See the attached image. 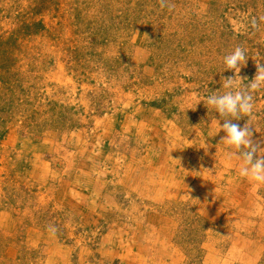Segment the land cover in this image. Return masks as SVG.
<instances>
[{"label":"rangeland","instance_id":"obj_1","mask_svg":"<svg viewBox=\"0 0 264 264\" xmlns=\"http://www.w3.org/2000/svg\"><path fill=\"white\" fill-rule=\"evenodd\" d=\"M262 17L264 0H0V264H264V185L204 103L236 46L242 84L264 65ZM252 95L233 122L259 143Z\"/></svg>","mask_w":264,"mask_h":264},{"label":"clouds","instance_id":"obj_2","mask_svg":"<svg viewBox=\"0 0 264 264\" xmlns=\"http://www.w3.org/2000/svg\"><path fill=\"white\" fill-rule=\"evenodd\" d=\"M245 60V49L240 46H236L222 58L224 67L221 71L231 70L232 76L222 78L221 86L225 89L222 94L216 92L209 94L205 97L204 103L218 114L219 120L223 121L220 124L219 120L214 118L216 134L223 131L224 135L219 143L227 146L228 159L234 158L238 162V176L258 189L264 185V147H261L264 141L259 143L253 141V131L249 130V126L252 125L247 121L242 127L233 121L252 116L255 108L252 93L264 87V65L257 66L254 78L244 85L242 84L244 79L237 74ZM49 231L54 234L56 229L54 226H49Z\"/></svg>","mask_w":264,"mask_h":264}]
</instances>
